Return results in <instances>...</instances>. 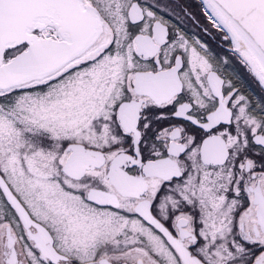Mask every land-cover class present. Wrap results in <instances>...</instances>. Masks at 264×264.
<instances>
[{"label":"snow or ice","instance_id":"1","mask_svg":"<svg viewBox=\"0 0 264 264\" xmlns=\"http://www.w3.org/2000/svg\"><path fill=\"white\" fill-rule=\"evenodd\" d=\"M0 264H264V0H0Z\"/></svg>","mask_w":264,"mask_h":264}]
</instances>
